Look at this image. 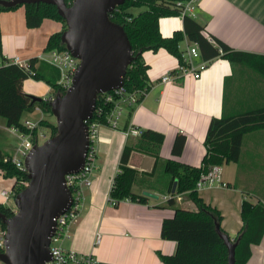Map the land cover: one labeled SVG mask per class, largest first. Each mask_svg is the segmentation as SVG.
I'll list each match as a JSON object with an SVG mask.
<instances>
[{
    "label": "crops",
    "instance_id": "obj_1",
    "mask_svg": "<svg viewBox=\"0 0 264 264\" xmlns=\"http://www.w3.org/2000/svg\"><path fill=\"white\" fill-rule=\"evenodd\" d=\"M191 7L194 16L190 17L203 26L206 37L221 41L237 52L264 56V0H192ZM183 23V15L162 18L160 32L164 38H170L175 32L183 31ZM63 30V23L50 19L44 20L39 28H28L24 6L1 12L0 67L15 58L28 64L33 58L45 56L49 38ZM189 44L185 39L180 44L181 52ZM143 60L149 68L150 89L136 106L123 108L118 130L100 127L92 186L85 189L82 211L71 226L70 239L64 242L66 249L93 255L95 264H162L158 252L174 255L177 243L161 237L163 221L175 212L174 207L167 206V201L173 197L176 207L193 212L198 209L186 195H175L177 182L165 173L166 162L200 166L212 119L264 107V77L246 65L232 64L220 56L208 62L207 70L199 79L186 76L163 83L161 78L175 72L179 60L165 49L144 52ZM23 91L43 100L55 96L45 82L32 78L24 81ZM37 112L42 115L41 111ZM29 115L24 114L23 121ZM0 128L14 135L5 119L0 120ZM125 128L154 131L163 134L165 140L155 174L141 175L133 187L136 194L148 192L156 197H148L145 204L126 200L115 207L109 202L112 182L124 147L137 140L127 137ZM178 135H184L186 143L182 154L174 156L172 149ZM16 148L9 137L0 134V149L4 153L12 155ZM147 157L134 152L129 166L150 173L156 160L149 157L153 160L151 170L144 171ZM220 172L222 185L205 188L198 194L208 206L221 213L220 228L234 239L243 227V201L264 204V128L245 135L239 162L220 166ZM14 185L15 180L5 179L0 170V204L11 209L15 208L9 205L12 199L5 203L1 192L12 191ZM98 233L102 239L97 245ZM251 250L247 264H264V237Z\"/></svg>",
    "mask_w": 264,
    "mask_h": 264
},
{
    "label": "trees",
    "instance_id": "obj_2",
    "mask_svg": "<svg viewBox=\"0 0 264 264\" xmlns=\"http://www.w3.org/2000/svg\"><path fill=\"white\" fill-rule=\"evenodd\" d=\"M191 0H126L110 15L111 20L124 27L132 46L134 60L127 69L124 80V89L127 94L147 93L150 89L148 79V65L143 60V53L157 52L165 49L181 61L180 44L188 39L197 43L202 58L210 61L222 56L232 64H243L264 77V56L237 52L221 41H216L217 47L211 44L204 33V28L195 19L184 15V29L164 38L160 32V19L180 16L183 14L184 4ZM22 6H18L20 8ZM0 6V13L11 11ZM26 25L30 29L39 28L46 19L55 20L64 24V30L53 34L47 43L44 52L63 51L66 47L61 42L62 33L66 29L63 18L57 8L45 3L24 5ZM133 10H141L134 13ZM219 48L222 50L220 52ZM0 55H2V41L0 36ZM28 68L7 63L0 67V117L6 120L9 128L18 129L25 134L29 130L23 124L24 114H32L36 109L45 115L53 116L50 101H32L30 95L23 91V83L27 79L45 82L56 95L64 94L59 85L60 71L50 64L33 58ZM102 95L96 102V110L90 122L98 121L107 125V116L114 109L113 103H104ZM143 94L139 95L138 102ZM101 109L100 116L97 110ZM132 111V110H131ZM131 114V112H130ZM264 128V107L241 111L232 115L214 118L211 120L205 138V155L198 167L168 160L165 164V173L177 182L175 195H186L197 207V211H188L175 206L172 197L167 206L174 207V215L163 221L161 237L167 241L177 243L176 253L166 256L158 252L162 264H228V249L216 231V223L222 222L221 213L208 206L199 196L196 185L201 176L207 174L213 167L237 163L240 160L242 143L245 135ZM48 130L50 135L56 134V125L41 119L34 130V141L41 131ZM127 130V128H125ZM163 134L146 130L142 131L137 140L123 149L119 170L113 179L110 199L120 202L147 203L149 198L133 192V187L143 174L153 176L160 161V149L164 143ZM186 137L178 135L175 139L172 154L180 156L184 150ZM152 157L156 160L152 172H140L129 166L131 155L134 153ZM10 156L0 149V170L5 179H15L13 190L16 194L23 190L21 181H28V174L21 172L6 158ZM0 214L11 217L14 212L11 208L0 204ZM243 227L233 239L237 243L235 249V264H247L252 256L251 247L259 245L264 237V204L244 200L241 207ZM4 226V225H3ZM5 227V226H4ZM221 232L226 234L222 229Z\"/></svg>",
    "mask_w": 264,
    "mask_h": 264
},
{
    "label": "water",
    "instance_id": "obj_3",
    "mask_svg": "<svg viewBox=\"0 0 264 264\" xmlns=\"http://www.w3.org/2000/svg\"><path fill=\"white\" fill-rule=\"evenodd\" d=\"M125 2L75 0L69 7L63 0H0V6L7 9L40 3L55 6L66 24L61 42L80 61L71 88L56 94L50 102L56 134L35 145L26 158L29 186L15 196L14 215L0 214L7 231L5 252H0L2 264H45L51 259L56 219L72 201L66 176L84 168L90 147L87 122L93 117L97 98L124 86L127 69L134 60L124 27L110 17ZM31 98L34 102L43 100ZM146 161L142 169L150 171L153 160L147 157ZM143 195L156 197L148 192ZM216 231L228 249V264H235L237 243L221 232L218 223Z\"/></svg>",
    "mask_w": 264,
    "mask_h": 264
},
{
    "label": "built area",
    "instance_id": "obj_4",
    "mask_svg": "<svg viewBox=\"0 0 264 264\" xmlns=\"http://www.w3.org/2000/svg\"><path fill=\"white\" fill-rule=\"evenodd\" d=\"M67 6H72L75 0H63ZM191 1L186 2L183 8V16H194L192 12L193 7H191ZM208 41L218 46L215 40L209 36H207ZM220 52L222 50L219 48ZM46 54V55H45ZM45 56H39V60H42L51 66L55 67L60 71V79L58 81V85L64 90L67 91L72 86L73 78L80 64L79 59L72 56V54L67 50L63 51H51L45 53ZM208 62L202 58L201 51L197 43H191L188 45L187 50L182 52L181 61L179 62L178 68L175 72H168L162 78L161 81L163 83H168L174 78H181L186 76H191L194 79H199L202 76V73L207 70ZM13 64L22 66L24 68H28V64L23 63L20 58H15L12 62ZM145 94L142 93H134L127 94L124 86L122 88L113 90L108 93L101 94L104 100V103H113L114 109L107 116V127L118 130L119 129V121L121 120L122 112L124 107H134L138 104L139 95ZM51 99H47L45 101H50ZM40 111V109H36ZM96 110V108H95ZM95 112V111H94ZM102 113L101 109L97 110L98 116ZM94 115V114H93ZM93 118V117H92ZM91 118V119H92ZM90 119V120H91ZM88 120V131H89V139H90V147L86 154L85 165L84 168L75 174H70L66 176V186L71 192V206L70 208L57 217L56 219V227L55 231L52 234L50 241V251H51V259L45 264H95V258L93 255L81 254L74 250H69L64 247V242L69 240L71 237V226L73 222L78 218L80 212L82 211V207L85 202V189L90 188L92 186L91 176L93 171L95 170V163L97 157V150L95 147V143L98 139L99 129L102 125L98 121L90 122ZM38 122L32 123L31 121H23V124L27 130H29L28 134L20 132L18 129H12L13 133L20 140L19 145L17 146L14 154L9 155V158H6V161L10 160L16 168H18L21 172L27 173L28 171L25 166L26 158L29 156L32 148L35 145H42L40 143L41 140H47V135L41 131L39 132L36 142L34 141V130L38 127ZM141 131L136 128H130L124 131V134L127 137H136L138 138L141 135ZM15 180V179H14ZM16 183V181H15ZM20 186L24 188L29 186L28 181H21L19 183ZM222 185V176L220 172V167H213L207 174L201 176L200 180L196 185V190L199 192L205 188H211L214 186ZM113 186V182H112ZM17 194L12 191H2L1 196L7 201L11 198L14 200ZM109 202L112 206L116 204V201L109 199ZM15 213L16 208L12 209ZM6 227L3 226L2 220L0 219V252H5V238H6ZM102 236L100 233L96 234V244H100ZM0 264H2L0 262Z\"/></svg>",
    "mask_w": 264,
    "mask_h": 264
},
{
    "label": "rangeland",
    "instance_id": "obj_5",
    "mask_svg": "<svg viewBox=\"0 0 264 264\" xmlns=\"http://www.w3.org/2000/svg\"><path fill=\"white\" fill-rule=\"evenodd\" d=\"M141 10H133V12L134 13H138V12H140ZM66 26V25H65ZM1 56L2 55H0V61H1ZM41 97V96H40ZM39 118H42V119H44V120H47V121H49V122H51V123H53V124H55L56 125V119L53 117V116H50V115H45V114H43L42 113V115L41 114H39V112H37V111H35L34 113H32L31 115H29V116H27L26 117V119H28L29 121H31L32 123H35V122H37L38 120L40 121V119ZM0 120H4L3 118H1L0 117ZM0 134H3V135H5L6 136V138H10L11 139V142H12V144H13V146H18L19 145V143H20V140L17 138V136L15 137L14 135H12V134H8V133H6L5 131H4V129H2V128H0ZM46 135H47V138H49V137H51V135H50V132L48 131V130H46V131H43ZM45 142V140H41L40 141V143L41 144H43ZM9 205L10 206H14V200L12 199L11 200V202L9 203ZM65 244V243H64ZM63 244V245H64ZM67 245V244H66Z\"/></svg>",
    "mask_w": 264,
    "mask_h": 264
}]
</instances>
